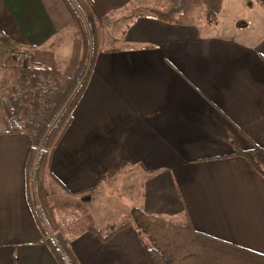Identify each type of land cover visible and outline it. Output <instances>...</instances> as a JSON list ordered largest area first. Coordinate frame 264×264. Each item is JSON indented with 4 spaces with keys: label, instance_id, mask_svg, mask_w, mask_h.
Wrapping results in <instances>:
<instances>
[{
    "label": "crops",
    "instance_id": "crops-1",
    "mask_svg": "<svg viewBox=\"0 0 264 264\" xmlns=\"http://www.w3.org/2000/svg\"><path fill=\"white\" fill-rule=\"evenodd\" d=\"M156 1L86 0L94 36L119 17L125 29L95 50L45 184L90 201L127 177L133 207L264 254V177L239 154L264 147V0H222L212 25L197 8L188 23L127 20L131 6L168 2ZM13 49L29 52L31 66L69 75L82 44L67 2L0 0V85L8 88L20 66ZM29 147L0 92V264H59L27 178ZM64 236L78 264H150L131 225L106 241L84 227Z\"/></svg>",
    "mask_w": 264,
    "mask_h": 264
},
{
    "label": "trees",
    "instance_id": "trees-1",
    "mask_svg": "<svg viewBox=\"0 0 264 264\" xmlns=\"http://www.w3.org/2000/svg\"><path fill=\"white\" fill-rule=\"evenodd\" d=\"M71 9L73 19L79 25V35L82 53L69 75L56 66H13L15 74L29 78H44L41 88L47 86L46 92L54 96V104L47 114L38 122L25 119L24 122L13 120L5 105V111L11 127L24 129L31 137V147L25 159L28 180L31 181L34 197L39 205L43 220L49 224L50 207L44 176L46 173L50 153L70 122L71 113L79 101L90 76L95 50L88 39L90 27L93 26L92 17L86 0H65ZM222 0H168L165 6H139L133 16L148 14L156 19L168 23L191 22V16L196 8H200V15L207 25L217 21ZM6 52L0 53L5 56ZM33 80V79H32ZM3 99V98H2ZM3 103L5 104L4 100ZM29 125L31 129L24 128ZM249 164L264 177V147L254 146L246 152H239ZM108 174L101 175L99 180ZM131 220L118 227L110 226L104 234L92 224L85 225V229L95 232L104 241L114 233L129 225L143 245L150 264H264V254L247 248L231 244L207 234L196 231L189 220L174 222L154 214H147L138 207L130 210ZM52 251L59 264H78L74 258L68 241L59 233L52 230L47 234Z\"/></svg>",
    "mask_w": 264,
    "mask_h": 264
},
{
    "label": "rangeland",
    "instance_id": "rangeland-1",
    "mask_svg": "<svg viewBox=\"0 0 264 264\" xmlns=\"http://www.w3.org/2000/svg\"><path fill=\"white\" fill-rule=\"evenodd\" d=\"M166 0H158L156 3H165ZM164 5V4H157ZM136 8L132 6L127 10V20L133 17ZM196 15H200V8L196 9ZM101 24V22H100ZM103 26L104 31L100 28ZM125 29V19L119 17L117 21H104L98 25V37L94 36V26L90 27L88 39L93 44L94 50L101 45H115L113 40ZM98 41V42H96ZM17 65L30 66L29 62H21L17 60ZM8 76V75H7ZM11 76L16 78L15 84L10 86L0 85L1 96L9 110L13 120L17 122H24L25 119H33L40 121L42 116L47 114L50 106L54 103V96L46 92L47 86H37L38 83L44 84V78H29L21 75L11 73ZM33 79V80H32ZM24 128L31 129L27 124ZM114 192H101L97 196L92 194L90 201L83 199H74L60 194L61 191L54 184L53 189L48 195V202L50 207L49 224L55 233H59L63 237L64 234H71L75 229L85 227L87 224H92L99 230V233L104 234L108 231L110 226L118 227L124 222L131 220L130 210L135 205V201L129 195L123 192V186L127 183V177H118ZM48 188V187H47ZM50 189V188H48ZM116 190V191H115ZM52 193V194H51ZM36 210L39 211L38 203L34 197ZM54 209V219L52 210ZM52 230L48 227L46 231L52 234Z\"/></svg>",
    "mask_w": 264,
    "mask_h": 264
},
{
    "label": "built area",
    "instance_id": "built-area-1",
    "mask_svg": "<svg viewBox=\"0 0 264 264\" xmlns=\"http://www.w3.org/2000/svg\"><path fill=\"white\" fill-rule=\"evenodd\" d=\"M11 58L20 60L21 62H27L29 61L30 54L27 51L24 50H10L7 53Z\"/></svg>",
    "mask_w": 264,
    "mask_h": 264
}]
</instances>
